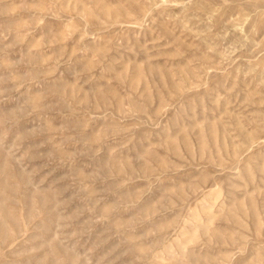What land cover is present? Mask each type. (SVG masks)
<instances>
[{"label": "rangeland", "instance_id": "obj_1", "mask_svg": "<svg viewBox=\"0 0 264 264\" xmlns=\"http://www.w3.org/2000/svg\"><path fill=\"white\" fill-rule=\"evenodd\" d=\"M0 264H264V0H0Z\"/></svg>", "mask_w": 264, "mask_h": 264}]
</instances>
